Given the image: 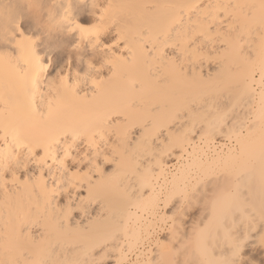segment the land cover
<instances>
[{
  "label": "bare ground",
  "instance_id": "obj_1",
  "mask_svg": "<svg viewBox=\"0 0 264 264\" xmlns=\"http://www.w3.org/2000/svg\"><path fill=\"white\" fill-rule=\"evenodd\" d=\"M110 2L127 5L121 11L131 21L129 38L137 50V27L178 21L181 15L188 24L187 9L180 13L163 5L243 0H0V124L24 141L17 147L11 136L7 143L0 140V148L14 157L0 181V264H120L143 243L150 222L142 215L155 216L160 193L166 191L164 206L177 204L176 198L181 205L201 184L206 195L202 190L195 198L204 202L206 214H198L205 221L196 226L205 229H196L194 249L183 247L193 239L180 240L179 214L154 256L138 252L129 264H264V121L259 118L264 84L259 74L243 78L246 66L228 42L227 23L209 17L211 39L200 52L185 53L182 41L179 50L166 49L177 56L182 75L165 79L138 56L97 88L92 79L109 75V66L101 67L104 51L92 47L70 21L91 24ZM260 37L258 27L246 34L245 51L258 47ZM100 39L103 44L116 39L115 26ZM89 64L100 72L86 77ZM133 80L144 82L142 91L139 84L133 88ZM155 103L168 119L152 129ZM29 109L35 114L31 121ZM109 111L123 115L100 123V115ZM218 113L225 114L219 123ZM141 120L152 129L145 136ZM41 133L58 135L59 143L53 142L46 159L37 163L40 151L30 155L28 149ZM180 160L168 176L169 164ZM179 208L171 210L173 222ZM258 234L263 240L256 238V246L252 237Z\"/></svg>",
  "mask_w": 264,
  "mask_h": 264
},
{
  "label": "snow or ice",
  "instance_id": "obj_2",
  "mask_svg": "<svg viewBox=\"0 0 264 264\" xmlns=\"http://www.w3.org/2000/svg\"><path fill=\"white\" fill-rule=\"evenodd\" d=\"M125 7H127V5L113 4L110 2L101 10L95 22L91 24L87 22L70 21V23L74 24L75 29L79 30L81 37L93 42L91 45L92 47L95 48L100 46L102 51H104V61L101 67L104 65L109 66V75L98 76V78L92 79V84L95 87L100 88L105 82L111 81L116 75L117 69L126 67L130 62H134L138 56L144 60L151 61L152 65L156 67L157 71L165 79L168 76L182 75L181 65L177 63V56H169L166 49L172 48L174 50H179V42L182 41L184 45L183 51L185 53L195 55L200 52L211 39L208 33L211 31L213 25L207 23L209 17H211L212 20L221 17L222 21L227 23L228 31L226 36L228 42L233 45L237 61L246 66V72L243 78L251 79L258 73L261 84H264V0H243V2L234 4L208 3L192 5L178 3L163 5L162 7L174 9L180 13H182L184 9H187L190 13L188 24L186 26L183 24V16L181 15L178 21L175 18L171 20H157L150 22L147 28L142 26L137 27L135 30V44L137 45V50H134L133 41L129 38V33L132 32L131 21L125 18L121 11ZM143 7L148 8L146 5ZM192 13L196 14L195 20L191 18ZM65 19L67 18L65 17ZM113 26H115L116 29V39L110 44H103L100 36ZM257 27L261 33L258 47L255 49L248 47L247 51H245V44L243 42L244 36L246 34L251 35L253 30ZM71 30L72 29H70V31ZM233 33H235V36H233ZM161 36L164 37L163 41L160 39ZM169 41H171V43H169ZM220 43L223 44L225 41L221 40ZM149 44H151V47H149ZM114 48H119L121 53H127V55H118L112 51ZM90 72L98 74L100 68H94L92 64H89L85 76L88 77ZM161 76L157 78L159 79ZM209 79H211V77H209ZM61 81L64 83L63 77H61ZM143 83L142 80H133L132 86L137 90L136 86L139 84L141 85L140 90L142 91ZM65 87L72 91L66 83ZM129 107H131V104H129ZM50 108L51 105H49V109ZM151 109V115L153 116L152 129H157L168 117L161 111L158 103L153 104ZM113 115L119 117L123 115V113L106 112L100 115L99 122L105 123L107 120L112 119ZM224 118V113H218L216 122H222ZM259 118L261 121H264V90L260 93ZM26 119L30 121L35 119L33 109H29ZM89 126V124H86L83 127L86 130ZM141 127V136H145L152 131V129L143 126L142 120ZM121 128L117 130V134ZM124 135H127L126 128H124ZM9 136L12 137L17 147L24 144V141L19 139L14 131H10L4 127L3 124H0V140H5L7 143V137ZM53 142L59 143L58 135L52 136L47 133H41L30 141L28 149L29 154L35 155V152L39 150L41 155L36 157V162L40 163L48 156L49 147ZM65 155H67V153H65ZM12 159H14V157L9 151L0 148V181H3L4 173L8 170ZM105 162H109L107 158H105ZM12 176L13 182H16V174L13 173ZM0 235H3V233H0Z\"/></svg>",
  "mask_w": 264,
  "mask_h": 264
},
{
  "label": "rangeland",
  "instance_id": "obj_3",
  "mask_svg": "<svg viewBox=\"0 0 264 264\" xmlns=\"http://www.w3.org/2000/svg\"><path fill=\"white\" fill-rule=\"evenodd\" d=\"M228 143V142H227ZM201 146V145H200ZM172 162V161H171ZM180 162V163H179ZM179 162H172L171 164H169V165H171L168 169H167V172H168V176L170 175V173H174L176 170H175V168L178 166V165H180L181 163H183V160H180ZM174 165V166H173ZM177 165V166H176ZM176 166V167H175ZM174 168V169H173ZM170 171V173H169V171ZM193 177H196L195 175H192ZM205 180H203V182H204ZM205 182H207V181H205ZM204 182V183H205ZM194 183V182H193ZM159 184L161 185V187L162 188H160L162 191L161 192H163L165 189H164V185H162V183L161 182H159ZM203 185H205L206 186V184H201V186H203ZM156 187H157V185H155ZM201 186H199L198 187V191L197 192H195L196 194H198L199 192H201L202 190H200L201 188H203V187H201ZM159 187V186H158ZM201 187V188H200ZM205 189H206V187H204ZM164 189V190H163ZM200 190V191H199ZM205 190H203V194L205 193L204 192ZM165 193H166V191H164ZM160 193V196L159 197H161V200H160V204H159V208H157L158 210H156L157 212H156V214H155V216H152L150 213H145V214H143L142 215V219H144L145 221H147V222H150V226L148 227V231L149 232H146V233H148V237L146 236L147 234L146 233H143L144 234V237H143V239L144 240H140L141 242H143L142 244H138V246L136 247V249L132 252V253H130L129 255H127V258H126V260L125 261H123V262H121L120 264H129V263H132V262H134L135 261V255H137V254H139L140 252H142V253H144V254H146L147 253V255H146V257H150V256H154L153 254L154 253H156L155 251H157V248H156V245L158 244V243H161V242H164V241H167V238L170 236V233L172 232V229H174L173 228V224L179 219L178 217H180V216H182L183 217V219H182V217H181V219H179L180 220V222H178V224H176V225H182L181 227V232H180V235H181V237H180V240L181 241H183V240H185V242L186 241H189V240H191V239H193V241H189V243H186V245H184L183 247L185 248V246H188V247H190L189 248V250L191 249V246L193 247V245L195 246V243H194V241H196L195 240V238L197 237V234H196V232H198L200 229H205L204 227H199L198 226V221L200 220L199 219V216L201 217V214H200V212L201 213H203L204 212V214H202L203 216L206 214L205 212H206V210H204L203 211V207H202V205H204V206H206L205 204H203L204 202L201 200V199H198V198H195V197H197V195L195 194V196L193 195V197L192 196H190L189 198H190V200L191 201H189V198L187 199V202H189V203H187L186 202V200L185 201H183L182 203H181V205H179V200L176 198L174 201H177V204H175L174 202H171V203H169V204H167L166 206H164V204H163V200L165 199V193ZM202 193V192H201ZM201 193H199L200 194V196H201ZM204 195H206V194H204ZM192 197V198H191ZM203 197V196H202ZM202 197H200V198H202ZM193 198L195 199L194 200V203L192 202L193 201ZM199 200V201H198ZM203 200H204V197H203ZM192 202V203H191ZM195 202L197 203V204H195ZM203 202V203H202ZM173 204H174V206H173ZM193 204H195V205H193ZM176 205H178L180 208L178 209V210H180V212H178V215H174V217H177V218H174L175 219V221L173 222L169 217L171 216V215H173V214H171V210H172V208H174ZM198 205H200V206H198ZM200 207V208H199ZM170 213V214H169ZM138 214H141L140 212H138ZM179 214H182V215H180L179 216ZM198 214H199V216H198ZM160 216H162L164 219H163V221H160L159 220V217ZM202 216V217H203ZM205 217V216H204ZM178 220V221H179ZM182 220V221H181ZM201 220H204V218L203 219H201ZM200 220V222H203V221H201ZM205 221V220H204ZM196 222H198L197 223V226H196ZM180 223V224H179ZM183 223V224H182ZM201 225V224H200ZM175 227V226H174ZM180 227V226H179ZM178 227V228H179ZM200 228V229H197V228ZM198 231H197V230ZM201 231V230H200ZM146 234V235H145ZM146 236V237H145ZM183 236V237H182ZM196 236V237H195ZM255 236H257V237H255ZM254 237H252V240L254 239V242H256V246H258V245H260V243L262 242L261 241V239L263 240V235H261V234H258V235H255ZM146 238V239H145ZM182 238V239H181ZM207 239V241H209L210 240V237L209 236H207L206 237ZM256 238H257V240L260 242H258V241H255L256 240ZM260 238V239H259ZM184 242V241H183ZM192 243H194V244H192ZM185 244V243H184ZM258 244V245H257ZM178 245V244H177ZM140 247V248H139ZM177 247V246H176ZM138 249V250H137ZM193 249H194V247H193ZM137 250V251H136ZM188 251V250H187ZM139 252V253H138ZM181 252V251H180ZM249 252H251V255L253 256V255H255V253L253 252V254H252V251H246L245 250V252L244 253H249ZM188 254H189V251H188ZM250 254V253H249ZM138 258V257H137ZM107 264H109V263H107Z\"/></svg>",
  "mask_w": 264,
  "mask_h": 264
},
{
  "label": "clouds",
  "instance_id": "obj_4",
  "mask_svg": "<svg viewBox=\"0 0 264 264\" xmlns=\"http://www.w3.org/2000/svg\"><path fill=\"white\" fill-rule=\"evenodd\" d=\"M53 112H54V108L51 107V108L49 109V114L51 115V114H53Z\"/></svg>",
  "mask_w": 264,
  "mask_h": 264
}]
</instances>
